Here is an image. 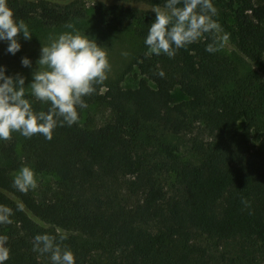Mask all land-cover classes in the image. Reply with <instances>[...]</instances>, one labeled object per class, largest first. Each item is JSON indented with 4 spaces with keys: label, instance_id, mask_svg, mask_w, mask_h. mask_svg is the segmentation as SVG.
<instances>
[{
    "label": "trees",
    "instance_id": "obj_1",
    "mask_svg": "<svg viewBox=\"0 0 264 264\" xmlns=\"http://www.w3.org/2000/svg\"><path fill=\"white\" fill-rule=\"evenodd\" d=\"M7 2L16 21L29 26L94 22L108 33L132 32L144 46L134 62L142 75L136 87L113 81L102 92V85H96L83 97L87 106L77 108L78 121L58 123L51 140L17 132L0 141V206L11 209V223H0V236L7 237L10 250L4 264H53L50 252L33 250L34 238L44 234L70 249L75 264H193L201 236L217 248L228 251L230 245L238 252L232 264H264V134L256 146L252 143L254 130L264 127V79L251 66H264V0H212L217 9L212 18L222 31L204 34L172 58L146 55L145 44L156 15L151 9L163 10L167 0ZM225 34L247 64L219 47L222 40L215 45L219 50L206 51L214 36ZM176 88L188 99L175 102ZM94 105L107 106L112 119L97 125L85 115ZM49 107L46 103L40 111ZM159 127L175 135L201 128L210 136L194 141L199 161L170 162L182 187L175 198L154 178L142 153ZM19 146L38 170L56 174L71 191L95 182L103 188L105 180L122 174L134 177L129 189L140 191L143 199L123 203L110 198L96 206L67 195L40 201L13 185L11 168L21 165ZM157 222L161 226L155 231L151 225ZM58 229L74 233L60 241ZM227 260L223 255L214 264Z\"/></svg>",
    "mask_w": 264,
    "mask_h": 264
},
{
    "label": "clouds",
    "instance_id": "obj_2",
    "mask_svg": "<svg viewBox=\"0 0 264 264\" xmlns=\"http://www.w3.org/2000/svg\"><path fill=\"white\" fill-rule=\"evenodd\" d=\"M151 10L156 15L145 39L149 48L146 55L164 53L172 58L177 49L196 42L204 34L222 31L212 18L217 14L212 0H167L163 10L160 7ZM67 27L72 28L73 25ZM21 32L25 40L31 39L28 25L23 20L17 22L7 0H0V40L8 41L9 53L15 54L20 50L17 37ZM49 39L51 43L41 48L39 67L33 72L30 84L32 96L50 104L47 111H34L32 103L26 98L25 78L19 73L15 77L6 75L4 67L0 66V139H11L15 131L27 138L42 134L51 140L58 123L60 126L65 123L71 126L78 121L77 108L87 106L83 97L90 96L96 90L95 86L107 79L106 73L110 71L107 52L95 40L79 30L62 33L58 39ZM227 39L226 34L222 38L214 36V42L207 46L206 51L219 50L216 43ZM219 47H223L222 42ZM30 63L27 57L22 58L23 66L28 67ZM158 74L164 76L163 71ZM13 185L24 193L29 188H36L34 170L23 166ZM19 207L22 210V205ZM10 215V208L0 206V223H11ZM66 238V234H60V241ZM55 241L54 236L37 235L33 250L50 252L53 264H75L73 252L62 249ZM6 242L7 237L0 236V264H4L10 256Z\"/></svg>",
    "mask_w": 264,
    "mask_h": 264
},
{
    "label": "rangeland",
    "instance_id": "obj_3",
    "mask_svg": "<svg viewBox=\"0 0 264 264\" xmlns=\"http://www.w3.org/2000/svg\"><path fill=\"white\" fill-rule=\"evenodd\" d=\"M232 21V17H230ZM29 31L32 33L30 40L23 38L21 32L17 39L21 44V48L15 54L7 51L8 41L0 40V66L4 67L5 74L13 77L20 74L25 78L26 98L32 103L33 109L39 112L41 107L46 104L38 101L31 94L30 84L33 80V72L38 69V60L41 56L42 46H47L51 43L50 37L58 39L59 35L65 32H74L79 30L81 33L87 35L89 39L95 40L107 52V58L110 64V71H107V79L103 82L102 92H105L107 85L113 81H120L124 87H136L142 75L138 67L134 64L139 52L143 48L142 39L132 32L113 34L102 30L96 23L88 21H77L73 24L72 28L69 27H43V26H29ZM222 38V37H221ZM224 50L231 55L241 58L245 63L248 58L243 55L236 46L227 39L223 41ZM127 53V55H125ZM27 57L30 60V66L25 67L22 65V58ZM240 59V60H241ZM241 60V61H242ZM242 61V62H243ZM243 64L245 65V63ZM247 64V63H246ZM251 66L262 76L264 79V66L261 67L257 64L251 63ZM175 102L188 99L179 88L172 92ZM87 117H92L97 125H102L112 119V112L107 106L94 105L85 114ZM17 133V132H13ZM264 134V127L261 130H254L252 143L256 146L261 136ZM157 138L142 153L146 155V161L153 168L152 174L157 182L166 190L168 197L175 198L181 195L182 187L178 181L177 175L170 169V162L173 159L180 161H193L200 160L201 155L194 148V141L196 138L201 140H209L210 136L201 128H195L192 132L187 134L175 135L162 127H159L156 132ZM2 139H0L1 141ZM18 158L21 162L19 168L12 169L11 175L15 176L23 166H28L34 170L35 178L37 181L36 188H29L38 200L45 201L51 200L60 196L81 197L85 202L96 206L100 200L113 199L115 202L140 201L143 195L140 191L132 192L129 189L128 182L134 180V177L124 176L122 174L107 179L103 183V188H98L100 182H95L87 189H76L71 191L66 187L60 185L59 178L54 173L40 171L35 167L34 161L19 146L17 149ZM3 164L12 167V163L7 160H2ZM166 164V165H164ZM163 165L165 167H163ZM47 225V224H46ZM161 223L151 225L155 231L158 230ZM47 228H54L53 225L48 224ZM59 234L66 235L74 232L58 229ZM195 243L200 247V251L195 256L193 264H207L219 263L222 256H228V264H232L231 258L236 259L238 252L232 250L230 245L228 251L226 247H215L213 243L205 238L199 237ZM203 249L206 253H203ZM243 262H245L243 260ZM51 264V263H49ZM234 264V263H233ZM236 264V263H235ZM237 264H244L242 261Z\"/></svg>",
    "mask_w": 264,
    "mask_h": 264
}]
</instances>
